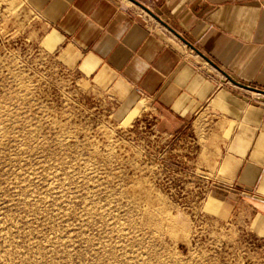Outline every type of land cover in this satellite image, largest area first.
I'll use <instances>...</instances> for the list:
<instances>
[{"label": "rangeland", "instance_id": "1", "mask_svg": "<svg viewBox=\"0 0 264 264\" xmlns=\"http://www.w3.org/2000/svg\"><path fill=\"white\" fill-rule=\"evenodd\" d=\"M194 147L70 70L37 14L0 0V264H264L251 211L211 200Z\"/></svg>", "mask_w": 264, "mask_h": 264}, {"label": "crops", "instance_id": "2", "mask_svg": "<svg viewBox=\"0 0 264 264\" xmlns=\"http://www.w3.org/2000/svg\"><path fill=\"white\" fill-rule=\"evenodd\" d=\"M15 1L70 70L187 132L211 200L244 203L264 235V0Z\"/></svg>", "mask_w": 264, "mask_h": 264}]
</instances>
